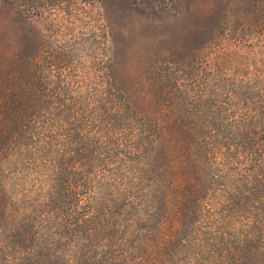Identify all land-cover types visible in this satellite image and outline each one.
<instances>
[{"label": "rangeland", "instance_id": "obj_1", "mask_svg": "<svg viewBox=\"0 0 264 264\" xmlns=\"http://www.w3.org/2000/svg\"><path fill=\"white\" fill-rule=\"evenodd\" d=\"M109 75L117 91L108 87ZM128 100L137 112L195 113L161 119L173 124L227 126L257 116L264 109V0H0V264H77L95 251L99 264L123 263L94 248L99 240H84L91 224L71 226L84 213L70 218L73 195L63 191L44 204L40 196L69 185L96 202L100 224L123 209L122 157L112 146L98 156L84 137L92 117L99 116L93 126L106 125L100 117L108 101L120 107ZM14 120L25 133L11 153L4 149ZM34 128L40 139L31 138ZM10 153L20 165L9 164ZM137 192L141 204L145 193ZM11 197L28 209L24 237L14 229ZM173 216L154 236L156 264H179L186 251L179 239L164 245L163 234L181 231ZM102 234L112 242L121 237L113 226Z\"/></svg>", "mask_w": 264, "mask_h": 264}, {"label": "trees", "instance_id": "obj_2", "mask_svg": "<svg viewBox=\"0 0 264 264\" xmlns=\"http://www.w3.org/2000/svg\"><path fill=\"white\" fill-rule=\"evenodd\" d=\"M113 67L112 63L110 68ZM116 82V77L108 76L111 91H117ZM129 104L128 100L119 107L112 106V102L108 101V107L103 109L104 114L100 117L108 118L106 125L102 128L93 126L99 116L92 117L85 124L88 133L84 137L91 141V152L98 156L112 153V146L114 152H119L122 157L116 159L124 162V173L119 178L124 188L121 195L123 209L107 212L103 216L106 220L100 224L96 222L97 209L93 207L96 202L85 201L84 194L69 190V185L59 188L60 191L55 188L54 192L41 195L44 201L40 203L50 202L53 195L62 197L63 191L73 195L75 203L69 207L70 218H74L71 216H75L76 212L78 214L79 210L84 213H80L71 226L91 224L92 227L87 226L89 235L84 240L89 243L99 240L94 248L102 252L108 249L115 261L124 259L122 264L158 262L154 258L157 245L154 236L165 227L164 220L171 213L174 214L172 220L181 231L176 237L171 234L162 236L166 246L171 245L174 239L185 244L186 251L179 264H264V109L255 117L245 115L246 120L241 123L222 126L164 122L162 118L185 119L195 113L183 112L182 116L178 111L167 114L163 110L137 112ZM111 117H119L121 124L111 125ZM150 117L157 118L148 119ZM20 124L15 120L12 122L7 135L9 146L4 150L9 148L12 153L16 141L25 133L24 126ZM31 138L40 139L36 128L31 131ZM24 146L21 145L20 149ZM11 153L8 154L9 164L20 165L17 156ZM162 157L165 158L163 162L160 161ZM127 162L132 169L126 166ZM234 166L236 168L231 169ZM217 167L222 168L220 174H205L206 170ZM90 178L86 176L84 180L89 181ZM137 191L145 193V201L141 204L136 202L139 200ZM9 199L15 203L16 209L19 200ZM83 200L90 204L89 207L80 205ZM19 206L12 212V217L16 219L14 229L23 236L29 232L24 221L28 219L25 216L28 209ZM37 225L38 220L35 219L31 229ZM112 226L121 235L114 242L113 237L102 234ZM20 234L16 236L22 238ZM82 247L87 249L86 245ZM88 252L94 253L92 247ZM99 255L95 251V256L88 260L87 253H83L77 264L80 260L85 264H99ZM165 255L174 256L170 253Z\"/></svg>", "mask_w": 264, "mask_h": 264}]
</instances>
